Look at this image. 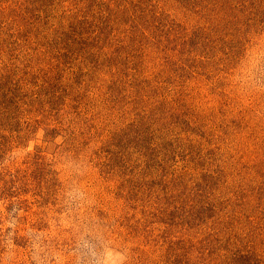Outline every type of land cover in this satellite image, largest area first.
<instances>
[{"label": "rangeland", "instance_id": "1", "mask_svg": "<svg viewBox=\"0 0 264 264\" xmlns=\"http://www.w3.org/2000/svg\"><path fill=\"white\" fill-rule=\"evenodd\" d=\"M0 264H264V0H0Z\"/></svg>", "mask_w": 264, "mask_h": 264}]
</instances>
